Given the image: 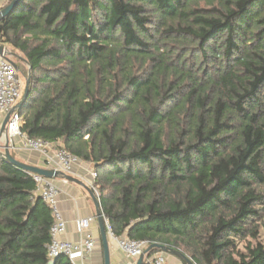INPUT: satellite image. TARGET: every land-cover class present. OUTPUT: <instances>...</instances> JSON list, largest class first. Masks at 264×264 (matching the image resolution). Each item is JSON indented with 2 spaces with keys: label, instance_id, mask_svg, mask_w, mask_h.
I'll return each instance as SVG.
<instances>
[{
  "label": "trees",
  "instance_id": "16d2710c",
  "mask_svg": "<svg viewBox=\"0 0 264 264\" xmlns=\"http://www.w3.org/2000/svg\"><path fill=\"white\" fill-rule=\"evenodd\" d=\"M0 44L32 68L22 132L94 166L115 237L264 264L236 247L264 228V0H20ZM36 190L0 155V264L50 262Z\"/></svg>",
  "mask_w": 264,
  "mask_h": 264
},
{
  "label": "built area",
  "instance_id": "2783aa9c",
  "mask_svg": "<svg viewBox=\"0 0 264 264\" xmlns=\"http://www.w3.org/2000/svg\"><path fill=\"white\" fill-rule=\"evenodd\" d=\"M9 2V0H7ZM7 2V3H8ZM5 6L0 7V11ZM23 82L20 78V72L9 61L7 56H0V122L1 125L6 116L12 112L17 106L23 95ZM24 118L18 110L11 114L10 120L7 124V134L10 139V146L13 148L15 140L22 142V147L26 150L40 152L47 154L51 149L55 150L53 158L50 159L51 168H55L66 174L71 172L74 164L79 159L72 153L66 151L64 148H59L56 144H51L40 139L29 138L22 132L24 126ZM0 143V155L3 151L1 136ZM96 174L94 179H96ZM34 180L37 184L36 194L43 199V201L52 208L54 223L51 228L52 242L48 247L50 262L59 256H67L72 261L76 262L79 259H83L89 254L95 252L99 246L97 242L89 235L85 240L74 243L66 240H62L61 236L66 231V222L58 209V196L59 188L53 182V180L44 178L34 174ZM96 221L95 217L86 218L80 221L81 231H86L91 227V224ZM107 233H109L118 243L120 250L130 259L138 260L142 256L145 250L148 248V243L145 241L134 240L126 237H115L105 219ZM49 262V263H50ZM145 264H175L170 261L168 255L164 253H157L152 256H146Z\"/></svg>",
  "mask_w": 264,
  "mask_h": 264
},
{
  "label": "crops",
  "instance_id": "0c3cea01",
  "mask_svg": "<svg viewBox=\"0 0 264 264\" xmlns=\"http://www.w3.org/2000/svg\"><path fill=\"white\" fill-rule=\"evenodd\" d=\"M2 143L4 144V140H2ZM56 145L60 146V143ZM54 153V149H51L47 154L26 150L22 147V142L20 140H15L13 148H11V154L17 160L41 168H51V166H53L50 159L53 158ZM95 174L94 166L92 164L79 160L73 165L69 175L81 182L80 184L63 179L53 180L59 188L58 209L66 222V231L61 236V239L79 243L90 235L99 246L95 252L89 254L83 259L77 260L75 264H105L95 204L89 192L84 187L91 188L95 195H98L95 188ZM90 217H95L96 221L91 224V227L88 230L81 231L79 224L80 221ZM107 235L111 264H137V260L128 258L120 250L117 241L109 233H107Z\"/></svg>",
  "mask_w": 264,
  "mask_h": 264
},
{
  "label": "water",
  "instance_id": "95a60500",
  "mask_svg": "<svg viewBox=\"0 0 264 264\" xmlns=\"http://www.w3.org/2000/svg\"><path fill=\"white\" fill-rule=\"evenodd\" d=\"M19 1L20 0H13L9 6H7L3 11H1L0 12V20L4 16H6L11 11L13 6L16 5ZM4 55L7 56V58L15 66V68L17 70H19L18 65L12 59L14 54H11L8 51V48L6 46L0 44V56H4ZM27 64H28V62H27ZM28 66H29V71H28L27 78L25 80V87L23 90V95L21 97V100L19 101L17 106L12 110V112L6 116L5 120L3 121L2 125H1L0 135L4 138V145H3V151L1 152V156L3 157V159L6 163H9V164L21 169V170L30 172L31 174L39 175V176H42V177L50 179V180L63 179V180L69 181V182H77L80 184L81 182L77 181V179L73 178L69 174H66L62 171L55 169V168H41V167H38L35 165H30V164L21 162V161L17 160L11 154V148L12 147L10 146V139L8 137V134H7V124L10 120L11 114L16 110L19 111L20 109H22V107L25 105V103L27 102V99L29 97L32 68L29 64H28ZM81 185H83V184H81ZM84 187L89 192V194H90V196H91V198L95 204L96 217H97V222H98L100 234H101V241H102V247H103V252H104L105 264H111L106 222H105V217H104V214L102 211L100 200L98 199V197L95 195L94 191L91 188L86 187V186H84ZM154 250L160 251L161 253H164L166 255L174 257V258L178 259L179 261L183 262L184 264H195L190 258H188L182 252L175 250L173 248H170L168 246L161 245L159 243H154V244L148 246V248L145 250L144 254L142 256H140V258L137 260V264H144L146 256H148ZM49 264H54V262H50Z\"/></svg>",
  "mask_w": 264,
  "mask_h": 264
},
{
  "label": "rangeland",
  "instance_id": "374dc122",
  "mask_svg": "<svg viewBox=\"0 0 264 264\" xmlns=\"http://www.w3.org/2000/svg\"><path fill=\"white\" fill-rule=\"evenodd\" d=\"M7 2H8L7 0H0V7L1 6H6ZM7 48H8V51L11 54H14L12 59L15 60L17 63H19L20 64V68H22L21 71H20V78H21V81L23 82V87H25V80L27 78L28 71H29L28 66L23 64L22 62H19L18 59H19V57H22L21 54L14 53V51L11 48H9V47H7ZM27 111H30V110H27ZM25 112H26V110H25ZM58 147L59 148H63V146L62 147L58 146ZM262 221H264V213L262 214L261 220L256 221L255 224L260 225ZM250 242H252L253 244H256L257 242L264 243V228L263 227H260V229H259V238H258V240H255V239H253L251 237H247L246 239L236 238V247H237L238 250L244 252V251H246L247 245ZM168 258H169L170 261L174 262L175 264H184L183 262H181L178 259H176L174 257H171L169 255H168Z\"/></svg>",
  "mask_w": 264,
  "mask_h": 264
}]
</instances>
